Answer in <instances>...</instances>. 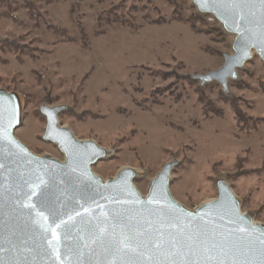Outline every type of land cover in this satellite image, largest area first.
Listing matches in <instances>:
<instances>
[{
    "label": "rangeland",
    "instance_id": "374dc122",
    "mask_svg": "<svg viewBox=\"0 0 264 264\" xmlns=\"http://www.w3.org/2000/svg\"><path fill=\"white\" fill-rule=\"evenodd\" d=\"M195 9L191 0H0V88L17 93L22 112L14 134L62 160L42 139L38 106H67L61 125L113 151L91 168L102 178L140 169L133 181L144 194L176 159L169 192L194 208L216 196L221 172L264 225V62L254 54L238 69L229 95L188 78L231 53L232 36Z\"/></svg>",
    "mask_w": 264,
    "mask_h": 264
},
{
    "label": "water",
    "instance_id": "95a60500",
    "mask_svg": "<svg viewBox=\"0 0 264 264\" xmlns=\"http://www.w3.org/2000/svg\"><path fill=\"white\" fill-rule=\"evenodd\" d=\"M191 2L232 42L219 68L187 77L200 86L217 82L229 95L238 69L254 54L264 62V3ZM16 94L0 88V264H200L209 250L211 264H260L264 225L242 211L224 175L215 177L216 196L194 208L169 192L176 159L161 166L144 194L131 167L104 179L91 168L107 150L59 123L64 105L38 106L42 139L63 159L37 155L14 134L22 119Z\"/></svg>",
    "mask_w": 264,
    "mask_h": 264
},
{
    "label": "snow or ice",
    "instance_id": "6c2138e0",
    "mask_svg": "<svg viewBox=\"0 0 264 264\" xmlns=\"http://www.w3.org/2000/svg\"><path fill=\"white\" fill-rule=\"evenodd\" d=\"M261 3H264V0H261ZM161 245H155V247L159 248ZM257 257L260 261V264H264V241H261V247L259 248L258 252H257ZM215 259L212 255H211V250H209L208 254L205 255L201 261L200 264H211V261ZM169 264H174V262H169ZM186 264H197V261L195 260H189L186 262ZM217 264H220V262L218 261Z\"/></svg>",
    "mask_w": 264,
    "mask_h": 264
},
{
    "label": "bare ground",
    "instance_id": "6f19581e",
    "mask_svg": "<svg viewBox=\"0 0 264 264\" xmlns=\"http://www.w3.org/2000/svg\"><path fill=\"white\" fill-rule=\"evenodd\" d=\"M112 150L111 149H108L107 150V155L106 156H109V155H111L112 154ZM143 171L142 170H140V169H135V173L137 174V175H139V174H141ZM223 174L220 172V174L218 173V175L217 176H222Z\"/></svg>",
    "mask_w": 264,
    "mask_h": 264
},
{
    "label": "trees",
    "instance_id": "16d2710c",
    "mask_svg": "<svg viewBox=\"0 0 264 264\" xmlns=\"http://www.w3.org/2000/svg\"><path fill=\"white\" fill-rule=\"evenodd\" d=\"M234 112H235V115H236V117L238 118V120H241L242 113L239 112V110H236V111H234Z\"/></svg>",
    "mask_w": 264,
    "mask_h": 264
},
{
    "label": "built area",
    "instance_id": "2783aa9c",
    "mask_svg": "<svg viewBox=\"0 0 264 264\" xmlns=\"http://www.w3.org/2000/svg\"><path fill=\"white\" fill-rule=\"evenodd\" d=\"M208 15H210V14H208ZM211 16V18L214 20L215 18H213V16L212 15H210Z\"/></svg>",
    "mask_w": 264,
    "mask_h": 264
}]
</instances>
